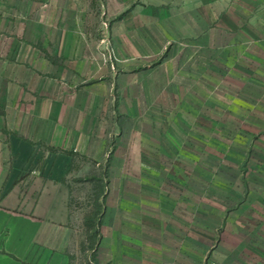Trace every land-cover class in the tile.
I'll return each instance as SVG.
<instances>
[{"label": "crops", "instance_id": "obj_1", "mask_svg": "<svg viewBox=\"0 0 264 264\" xmlns=\"http://www.w3.org/2000/svg\"><path fill=\"white\" fill-rule=\"evenodd\" d=\"M147 45L207 67L264 51V0H0V264H77L76 183L111 157L124 172L140 126L109 97Z\"/></svg>", "mask_w": 264, "mask_h": 264}, {"label": "rangeland", "instance_id": "obj_2", "mask_svg": "<svg viewBox=\"0 0 264 264\" xmlns=\"http://www.w3.org/2000/svg\"><path fill=\"white\" fill-rule=\"evenodd\" d=\"M161 49L147 45L130 66L139 72L121 76L129 91L109 97L122 106L115 117L140 128L124 172L111 157L94 183H76L75 261L264 264V51L211 52L207 67L178 45Z\"/></svg>", "mask_w": 264, "mask_h": 264}]
</instances>
